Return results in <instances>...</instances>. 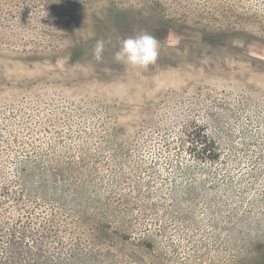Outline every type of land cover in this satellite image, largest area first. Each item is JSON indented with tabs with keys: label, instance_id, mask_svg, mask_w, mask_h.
Returning <instances> with one entry per match:
<instances>
[{
	"label": "rangeland",
	"instance_id": "1",
	"mask_svg": "<svg viewBox=\"0 0 264 264\" xmlns=\"http://www.w3.org/2000/svg\"><path fill=\"white\" fill-rule=\"evenodd\" d=\"M142 32L155 63L116 62ZM263 244L264 0H0V264H264Z\"/></svg>",
	"mask_w": 264,
	"mask_h": 264
},
{
	"label": "clouds",
	"instance_id": "2",
	"mask_svg": "<svg viewBox=\"0 0 264 264\" xmlns=\"http://www.w3.org/2000/svg\"><path fill=\"white\" fill-rule=\"evenodd\" d=\"M106 41L98 39L93 49L97 61L103 57ZM159 55V41L148 32L129 36L120 41V47L114 54L116 62L137 68H147L155 63Z\"/></svg>",
	"mask_w": 264,
	"mask_h": 264
},
{
	"label": "trees",
	"instance_id": "3",
	"mask_svg": "<svg viewBox=\"0 0 264 264\" xmlns=\"http://www.w3.org/2000/svg\"><path fill=\"white\" fill-rule=\"evenodd\" d=\"M190 142L192 144L191 148L197 158L215 161L220 157V150L215 142L206 133L200 132V129L190 132ZM260 256L264 259V251L260 253Z\"/></svg>",
	"mask_w": 264,
	"mask_h": 264
}]
</instances>
